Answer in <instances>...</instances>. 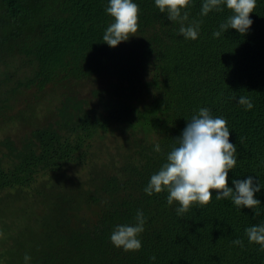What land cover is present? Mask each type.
Returning <instances> with one entry per match:
<instances>
[{
  "label": "trees",
  "instance_id": "trees-1",
  "mask_svg": "<svg viewBox=\"0 0 264 264\" xmlns=\"http://www.w3.org/2000/svg\"><path fill=\"white\" fill-rule=\"evenodd\" d=\"M133 2L139 30L110 47L109 0H0V264H264L245 231L264 224V0L243 35L221 31L226 4L203 16L190 0L195 40ZM201 108L227 121L229 187L256 178L260 215L213 192L181 216L144 191ZM138 211L142 247L125 252L110 237Z\"/></svg>",
  "mask_w": 264,
  "mask_h": 264
},
{
  "label": "clouds",
  "instance_id": "clouds-1",
  "mask_svg": "<svg viewBox=\"0 0 264 264\" xmlns=\"http://www.w3.org/2000/svg\"><path fill=\"white\" fill-rule=\"evenodd\" d=\"M190 0H155V6L161 13H167L168 19L179 22V29L186 39L198 38L200 21L185 27ZM231 11L226 23L220 25L221 31L236 29L242 35L247 33L253 21L250 18L255 11L257 0H203L201 15L206 16L210 11H222V5ZM139 5L133 0H109L106 12L114 18L103 35V42L110 47H116L121 42L135 36L139 30ZM183 13V14H182ZM221 31L213 33L219 37ZM238 103L251 110L254 105L247 97L241 96ZM178 146L167 154V162L157 173L153 174L144 191L148 195L167 190V203L179 206L175 209L178 215L188 212L193 204L201 208L211 203L213 192L217 200L231 198L238 208L255 210L260 215L258 206L261 201L255 197L261 185L256 178L249 176L245 180H234L235 187H229V172L236 167V145L230 142V131L227 121L221 117H213L210 109L201 108L194 115L177 138ZM242 143V141H241ZM160 152V145L154 146ZM145 217L142 211L137 212L135 225H117L111 234V243L123 251H138L142 247L138 236L144 231ZM249 243L260 245L264 252V224L247 228ZM233 244L243 247V241L236 239ZM31 257L25 254L24 261L28 264ZM152 260L156 257L152 256Z\"/></svg>",
  "mask_w": 264,
  "mask_h": 264
}]
</instances>
